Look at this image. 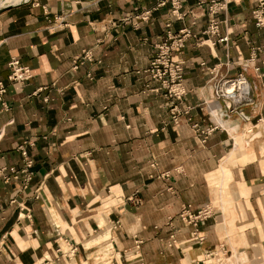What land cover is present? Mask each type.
<instances>
[{
    "label": "crops",
    "instance_id": "obj_1",
    "mask_svg": "<svg viewBox=\"0 0 264 264\" xmlns=\"http://www.w3.org/2000/svg\"><path fill=\"white\" fill-rule=\"evenodd\" d=\"M23 1L0 13V79L8 80L13 56L33 72L9 84L10 109L0 104V167L10 176L20 168L18 146L29 140L35 173L27 188L0 176V264H202L218 247L230 264H258L264 25L254 17L257 0H229L212 35L204 32L211 0H185L183 19L170 5L153 8L159 0ZM147 9L149 19L136 17ZM183 27L194 35L176 58L192 108L177 124L166 89L144 69L167 31ZM239 72L255 98L241 114L228 112L214 89ZM192 121L219 126L202 141ZM185 202L215 204L202 243L177 218ZM101 233L109 237L100 242Z\"/></svg>",
    "mask_w": 264,
    "mask_h": 264
},
{
    "label": "built area",
    "instance_id": "obj_2",
    "mask_svg": "<svg viewBox=\"0 0 264 264\" xmlns=\"http://www.w3.org/2000/svg\"><path fill=\"white\" fill-rule=\"evenodd\" d=\"M185 0H159L155 7L170 5L172 17L174 19H183L187 12L183 10ZM258 4L254 10V17L258 25H264V0H257ZM229 0H211L206 4L210 15L208 25L204 30L207 34H219L220 33V20L217 18V13L228 7ZM200 4H204L201 0ZM152 9L144 10L136 17L143 20H147L151 16ZM126 19L129 20V17ZM171 25V22L168 23ZM194 35L192 31L183 27L178 32H174L171 29L167 31V37L164 41L156 45V53L150 65L144 69V72L150 75L153 79L160 82L161 86L156 89L165 88L166 94L170 98L169 109L171 113V119L175 123H179L180 117L184 114L190 113L191 106L186 105L185 97L188 90L185 86V67L182 59L176 58V56L182 52L186 46L187 39ZM220 40L227 41L228 36H220ZM89 52H86V56H89ZM10 73L8 80L0 79V104L4 109H10L8 100L6 99V93L9 90V84L18 82L23 83L33 77L32 69L29 65H25L21 60L13 56L8 62ZM215 95L218 99L225 100L227 102V110L230 113L237 112L241 114V107L244 105L253 104L254 87L252 81L248 76L239 72L234 76H222L214 82ZM219 124L203 127L199 122L192 121V127L198 137L202 141L206 138ZM2 133H0L1 136ZM34 144V142L25 140L18 146V150L22 153L23 164L20 168L11 167L12 175L5 174L7 167H0V176H3L8 181L12 176L17 179H21L23 188L29 187L34 177V160L30 157L28 152V145ZM164 174V173H163ZM215 214V204L207 203L197 209L193 207L190 202L183 203L177 213L179 218L185 225L192 227L191 240L202 243L205 240V235L201 228L202 222ZM174 218L169 217L168 225L173 230L170 233L168 244L174 245L177 241L176 232L174 230ZM142 239H137V247L142 243ZM77 245L71 246V250L74 252ZM64 253L65 251L61 249ZM222 247L214 248L207 252V258L219 262L218 259L224 255ZM224 257V256H223ZM210 264V263H209Z\"/></svg>",
    "mask_w": 264,
    "mask_h": 264
},
{
    "label": "rangeland",
    "instance_id": "obj_3",
    "mask_svg": "<svg viewBox=\"0 0 264 264\" xmlns=\"http://www.w3.org/2000/svg\"><path fill=\"white\" fill-rule=\"evenodd\" d=\"M21 1H23V0H17V1H15V0H0V7L8 5L9 3L11 4V3L21 2ZM108 237H109V235L101 233V234H99L98 238H99V241L101 242L102 240L107 239ZM221 256H222V258H219L218 259L219 262H217L216 264H227V261H229V264L231 263V258L230 259H227V258L231 257L232 255H230V254L225 255L224 254ZM208 259H210L209 262L202 263V264H209V263L214 264L213 262H214V260H216V259L212 260V257L208 258ZM257 262H258V264H264V252H262V253H260V255H258ZM103 264H109V263L105 262Z\"/></svg>",
    "mask_w": 264,
    "mask_h": 264
},
{
    "label": "water",
    "instance_id": "obj_4",
    "mask_svg": "<svg viewBox=\"0 0 264 264\" xmlns=\"http://www.w3.org/2000/svg\"><path fill=\"white\" fill-rule=\"evenodd\" d=\"M24 1H21L20 3H17V4H8V5H5V6H1L0 7V13L1 12H3V11H5V10H7V9H9V8H11V7H13V6H15V5H18V4H21V3H23Z\"/></svg>",
    "mask_w": 264,
    "mask_h": 264
},
{
    "label": "bare ground",
    "instance_id": "obj_5",
    "mask_svg": "<svg viewBox=\"0 0 264 264\" xmlns=\"http://www.w3.org/2000/svg\"><path fill=\"white\" fill-rule=\"evenodd\" d=\"M15 1H17V0H15ZM11 4H17V3H11ZM105 263V262H104Z\"/></svg>",
    "mask_w": 264,
    "mask_h": 264
}]
</instances>
